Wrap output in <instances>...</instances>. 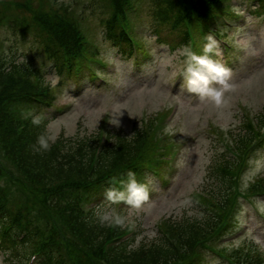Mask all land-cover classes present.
Masks as SVG:
<instances>
[{
  "label": "trees",
  "instance_id": "trees-1",
  "mask_svg": "<svg viewBox=\"0 0 264 264\" xmlns=\"http://www.w3.org/2000/svg\"><path fill=\"white\" fill-rule=\"evenodd\" d=\"M13 1L15 6L25 7L29 12L37 9L31 17L16 20L12 25L36 41L39 51L51 59V68L61 78L75 81L80 72L91 74L87 62L94 55L96 57L98 50L90 49L79 38L77 20L68 15L74 11L72 6L54 4L51 0H39L41 3L36 7L38 0ZM103 1L105 10L97 8L98 12L103 10L98 17L102 40L131 58L129 39L120 26L124 22L123 18L120 20L121 0H102L101 3ZM218 1L143 0L146 6L154 5L157 34L166 31L163 42L172 49L187 44L184 20L189 17L192 21L204 22L208 14L218 10ZM92 5L95 3H85V7ZM258 8L264 13V0H259ZM10 16L9 7L0 6V25L7 24L3 19ZM10 29L15 37L20 33ZM35 51L37 54L36 47ZM93 60L92 65L96 62ZM24 66L0 55V180L4 181L0 188L2 252L8 250L12 256L18 244L20 264L31 250L40 246L44 253L39 264H202L215 233L224 235L233 227L231 218L240 205L234 188L238 187L239 178L255 155L252 148L260 146L264 150V112L256 116L255 121L245 120L243 127L231 138L232 144L224 141L214 149L215 158L209 172L211 190L199 192L201 198L195 199L212 212L204 214L201 211L200 219H164L159 221L156 241L133 246V237L102 255L101 244L123 232L124 221L109 227V222L101 220L96 209L83 216L74 213V208L96 199L100 188L112 187L118 191L121 187L126 191L124 185L128 182L129 171L140 179L154 174L164 177L170 150L159 143L152 119H144L129 136L122 131L109 132L98 152V134L77 139L60 136L49 150L35 151L37 137L47 135L46 126L34 125L33 116L24 117L21 108L48 109L54 96L47 80L40 74L32 76ZM19 125L23 126L20 132ZM229 144L234 156L225 150ZM248 190L264 193V177L253 179ZM34 213L41 219L42 226L32 220ZM230 256L240 264H258L264 260L259 251L243 249L233 251Z\"/></svg>",
  "mask_w": 264,
  "mask_h": 264
},
{
  "label": "rangeland",
  "instance_id": "rangeland-1",
  "mask_svg": "<svg viewBox=\"0 0 264 264\" xmlns=\"http://www.w3.org/2000/svg\"><path fill=\"white\" fill-rule=\"evenodd\" d=\"M74 1L85 3L87 0ZM7 3L1 0L0 6H6ZM97 7L98 3L95 5ZM97 13L87 21L88 32L92 41L100 45L101 55L98 57L113 62L115 72L105 87L88 86L81 92H71L72 88L57 90L54 108L44 111L43 118L47 121L40 126H46L47 135L54 140L60 136L67 139L92 138L100 133L103 122L107 123V132L122 131L129 136L132 130L140 127V120L143 119H152L160 135L164 132L161 130L170 133L168 142H174L176 146L180 144L178 172L172 177L171 184L161 191L157 185L160 181L152 180L157 192L154 198L119 213H124V223H129L135 229L133 246L148 244L157 240L159 221L167 218L172 221L201 218L199 213L202 208L195 199L201 198L199 192L211 190L212 176L209 172L212 171L215 158L214 149L236 135L239 122L246 113L255 119V116L264 112V20L258 13L246 12L245 23L227 32L225 29L220 30V34L231 43L229 60L235 63V70L229 72L223 83H211L210 87L221 93L217 103L207 95L195 98L188 95L187 82L182 86L177 85V73L188 61L185 55L187 50L182 46L172 49L166 44L156 43L145 8L134 19L137 27L135 31L137 38L151 50L149 52L153 58L136 73L131 60L122 58L108 43L101 42ZM19 40L17 44L14 43L7 26H0V53L8 56L15 52L19 54V62L30 67H40L42 63L49 66L44 57L37 54L31 56L28 53L24 57L22 52L29 50L33 43L28 36H19ZM201 43L205 48L207 43ZM217 51L219 55L215 54ZM211 54L210 59L218 58V65L223 67L227 60L222 58L224 52L215 47ZM23 58L28 59V62H23ZM44 73L51 85L57 83L58 78L52 72L47 70ZM66 106L64 111L57 112ZM167 111L170 117L167 125H163L160 120ZM21 112L25 116L23 110ZM117 123L119 127L115 125ZM221 138L223 140L220 141ZM259 177H264V153L261 150L256 151L238 180L240 186L237 187L236 197H249L234 211L240 227L244 229L245 238L237 237L225 245L224 252L227 254L243 245L249 252L257 250L264 254V225L259 223L256 218L258 213L255 212L258 210L264 214V195L245 192L246 184ZM117 214V204L113 202L106 203L97 212L101 220L108 222L111 218L118 220L119 216H113ZM1 250L0 264H20L18 249L12 256L7 253L8 250L6 253Z\"/></svg>",
  "mask_w": 264,
  "mask_h": 264
},
{
  "label": "clouds",
  "instance_id": "clouds-1",
  "mask_svg": "<svg viewBox=\"0 0 264 264\" xmlns=\"http://www.w3.org/2000/svg\"><path fill=\"white\" fill-rule=\"evenodd\" d=\"M206 39L208 43L205 45L204 52L212 53L214 47H217L216 41L211 34H209ZM215 54L219 55L220 53L217 51ZM186 71L188 90L190 92L198 93L201 96L207 95L209 98L219 103L221 93L211 88L210 85L214 81L223 83L224 78L229 75L227 69L214 63L208 56H196L193 54L191 55V63ZM42 122L43 117L41 115L32 117V123L34 125L40 126ZM115 125L119 127V123ZM53 142V137L41 134L37 137L36 145H34L33 148L35 151H47L51 148ZM127 175L128 182L124 185L126 191H117L115 188L109 187L106 189L105 197L113 203L125 202L129 205L139 206L142 201L148 198L146 185L137 182L134 172L129 171ZM105 219H107V217H105ZM117 223H119V220Z\"/></svg>",
  "mask_w": 264,
  "mask_h": 264
}]
</instances>
